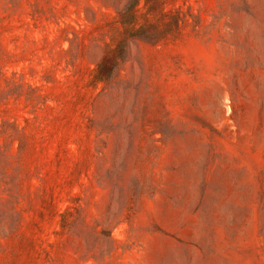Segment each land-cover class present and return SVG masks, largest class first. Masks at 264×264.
Instances as JSON below:
<instances>
[{
    "label": "rangeland",
    "instance_id": "374dc122",
    "mask_svg": "<svg viewBox=\"0 0 264 264\" xmlns=\"http://www.w3.org/2000/svg\"><path fill=\"white\" fill-rule=\"evenodd\" d=\"M130 1L0 0V264H264V0H166L98 81Z\"/></svg>",
    "mask_w": 264,
    "mask_h": 264
},
{
    "label": "trees",
    "instance_id": "16d2710c",
    "mask_svg": "<svg viewBox=\"0 0 264 264\" xmlns=\"http://www.w3.org/2000/svg\"><path fill=\"white\" fill-rule=\"evenodd\" d=\"M141 0H131L123 9L119 10V23L124 29L125 39L121 41L117 48L108 50L99 64L96 78L98 81L109 80L123 53L124 42L126 39L144 38L149 39L148 30L156 25L153 20L164 19L168 16L166 11V0H145V11H141L138 6ZM142 20V23L140 22ZM178 27H179V23ZM160 39H166L168 33L159 31Z\"/></svg>",
    "mask_w": 264,
    "mask_h": 264
}]
</instances>
